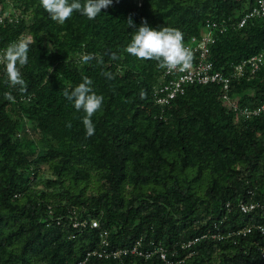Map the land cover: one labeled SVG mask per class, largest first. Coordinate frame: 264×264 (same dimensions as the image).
I'll list each match as a JSON object with an SVG mask.
<instances>
[{"label":"trees","instance_id":"16d2710c","mask_svg":"<svg viewBox=\"0 0 264 264\" xmlns=\"http://www.w3.org/2000/svg\"><path fill=\"white\" fill-rule=\"evenodd\" d=\"M255 5L113 0L94 20L74 12L59 24L40 0H0V50L33 41L21 69L26 92L5 83L0 64V264H166L157 254L99 256L103 231L107 250L141 239L144 248L162 245L175 264H264V235H228L264 223V213L238 207L264 199V113L245 119L226 107L218 83L188 85L157 105L153 88L164 68L126 51L129 17L179 29L186 43L206 20L225 19L209 59L228 74L252 55L264 59V20L237 27ZM84 54L94 58L83 63ZM84 76L103 96L91 137L85 113L63 95ZM229 93L240 107L262 104L264 63L252 76L247 68Z\"/></svg>","mask_w":264,"mask_h":264},{"label":"clouds","instance_id":"9594fccd","mask_svg":"<svg viewBox=\"0 0 264 264\" xmlns=\"http://www.w3.org/2000/svg\"><path fill=\"white\" fill-rule=\"evenodd\" d=\"M112 3L113 0H40V6L53 21L59 24H64L74 12L94 20ZM126 22L134 29L131 42L126 47L128 54L140 60H155L160 68L169 71L177 68L183 70L190 65L193 54L190 48L184 45L183 33L179 29L165 26L151 27L143 18L139 26L134 24L131 17ZM32 43L33 41H12L0 50V64L4 65L5 83L11 88L18 87L22 93L27 91V81L21 69L28 64V53ZM93 58L91 54H84L81 60L83 63H88ZM92 84L93 81L84 76L82 82L71 90L66 89L63 92L65 99L71 102L77 111L83 110L85 113L82 123L89 137L95 133L92 117L103 105V96L93 90ZM6 98L10 101L14 100L11 93L6 94ZM67 126L71 127V124Z\"/></svg>","mask_w":264,"mask_h":264},{"label":"built area","instance_id":"2783aa9c","mask_svg":"<svg viewBox=\"0 0 264 264\" xmlns=\"http://www.w3.org/2000/svg\"><path fill=\"white\" fill-rule=\"evenodd\" d=\"M252 17L262 18L264 20V0H256V5L240 18L237 22V27H242L247 20ZM0 21H2V17H0ZM227 23L228 22L225 19H222L221 21L206 20L204 31L199 37H192L187 43L183 42L186 47L190 48L193 54V59L190 65L183 70L180 68L171 71L165 68L163 69L158 79V83L153 88V98L157 105L165 106L169 104L178 95H182L188 85L218 83L222 88L220 100L226 107L236 111L245 119L264 113V102L253 108H249L247 106L240 107L238 105V99L229 93L231 82L244 76L247 68L249 70V76L256 74L261 69L264 63L262 54H255L238 62L232 67L228 74H224L221 71L216 70L213 62L209 59L210 46L215 42L214 32L215 30H219L220 32L224 31ZM238 207L244 214L251 212H259L260 214H263L264 199L248 203L242 202L238 204ZM77 224L79 223H75L74 225ZM82 225L85 226L86 221H84ZM90 226L93 228L97 227V221L92 220L90 222ZM253 231L264 235V223H253L251 225L244 226L243 228L230 231L228 235L245 236ZM106 235V231H103L102 234H100L102 237L101 243L103 248L98 253L99 256L118 259L127 255L149 257L157 254L158 257L166 264H175L174 260L168 257V252L162 245L156 246L151 243L153 245L152 246L150 244L152 247L144 248L141 239H138L134 243L125 247L107 250L109 242L106 239ZM198 239L199 238L189 240L187 243L182 244L181 247L185 248L196 242Z\"/></svg>","mask_w":264,"mask_h":264}]
</instances>
